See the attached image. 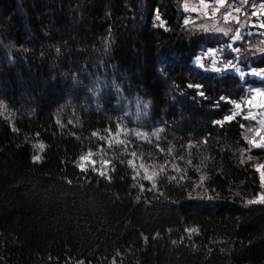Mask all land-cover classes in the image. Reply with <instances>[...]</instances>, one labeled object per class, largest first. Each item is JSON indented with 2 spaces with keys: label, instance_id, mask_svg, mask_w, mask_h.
Instances as JSON below:
<instances>
[{
  "label": "trees",
  "instance_id": "trees-1",
  "mask_svg": "<svg viewBox=\"0 0 264 264\" xmlns=\"http://www.w3.org/2000/svg\"><path fill=\"white\" fill-rule=\"evenodd\" d=\"M181 3L0 0V264H264L258 119H226L264 80L196 66L222 41ZM140 101L163 171L82 169Z\"/></svg>",
  "mask_w": 264,
  "mask_h": 264
},
{
  "label": "rangeland",
  "instance_id": "rangeland-1",
  "mask_svg": "<svg viewBox=\"0 0 264 264\" xmlns=\"http://www.w3.org/2000/svg\"><path fill=\"white\" fill-rule=\"evenodd\" d=\"M262 4H264V0H247V3H244V0H223V3H219L218 0H182L181 6L186 13L184 23L197 31L216 35L222 41L218 46L202 50L195 58L194 64L215 71L219 68L221 69L217 71L219 73L235 71L243 77L249 76L264 80V68H255L251 66L250 62L248 64L243 62V55L246 54L245 45H248V49L255 47L264 49V27L261 26L264 25V7H261ZM229 12L231 15L225 20V15ZM253 12L256 15H253ZM220 28L225 29V32L218 31ZM237 31H239L240 39L233 38ZM236 49L239 51H235ZM261 52L258 50L254 54L257 56ZM229 61H231V65L225 69L224 65L228 64ZM253 70L262 74L255 75ZM256 89L264 91V84L249 86L248 94L236 102L241 103V109L234 108L233 111L236 115L245 114L250 119L253 116L258 119L257 130L255 125L248 126L250 128L251 146L253 147H256V144L264 146V124H261V121H264V107L261 106L264 105V96H257L253 99V106H248L243 102L251 98ZM138 104L125 108L123 111V123L125 124L103 138L113 156L111 152L108 154L97 151L87 152L83 156L91 153V157L87 160L80 158L78 162L82 169H93L109 176L114 168L112 158L121 153H129V160L136 164L133 169L137 178L152 176V179H149L151 181L157 178L165 167V162L160 157L154 156V149L158 150L157 132L159 128L151 129V124L148 122L149 103L140 101ZM116 141H123V143H116ZM42 147L39 144L37 149L40 151ZM132 153H135V156ZM37 156L40 157V153L36 154L35 157ZM166 162L168 163L169 159ZM141 164L145 165V168H140L139 165ZM258 168L264 187V169L262 165H258ZM262 197H264V188L258 200L262 201Z\"/></svg>",
  "mask_w": 264,
  "mask_h": 264
},
{
  "label": "snow or ice",
  "instance_id": "snow-or-ice-1",
  "mask_svg": "<svg viewBox=\"0 0 264 264\" xmlns=\"http://www.w3.org/2000/svg\"><path fill=\"white\" fill-rule=\"evenodd\" d=\"M218 2H219V3H223V0H218ZM244 3H247V0H244ZM261 7H264V4H262ZM236 11H239V9H236ZM229 15H231L230 12L227 13V14L225 15V20H227V18H228ZM253 15H256V13L253 12ZM158 18H159V17H158ZM261 26L264 27V25H261ZM218 31L225 32V29L220 28V29H218ZM229 31H230V30H229ZM233 38H234V39H240V38H241V37H240V34H239V31L236 32V34L234 35ZM235 51H239V49H236ZM259 51L264 52V49H259ZM229 65H231V61H229L228 64H225V65H224V68H225V69L228 68ZM232 67H235V65H232ZM220 70H221V69H219V68L216 69V71H220ZM253 74H255V75H261L262 73H261V72H256L255 70H253ZM190 87H191V85H190ZM201 95H203V93H201ZM257 96H264V91H262V90H260V89H256V90H254V95H253L251 98H249V99H247L246 101H244L243 103L247 104L248 106H253V105H252V100L255 99ZM261 106L264 107V105H261ZM241 107H242L241 103H236V104H235V108H236V109L239 110V109H241ZM234 115H236V113H233L231 116L227 117L226 119H227V120H231V119L233 118ZM249 115H251V113H249ZM245 118H248V117H245ZM252 118L255 119V116H253ZM261 124H264V121H261ZM94 135H95V134H94ZM116 143H123V141H116ZM256 146H257V147H261L262 145H261V144H256ZM91 155H92L91 153H88L87 156H83V157H81V160H87V159H89V158L91 157ZM132 155L135 156V153H132ZM35 159H36V160H39V157L37 156V157H35ZM105 163H108V162L105 161ZM129 164H130L132 167H136V164H135L134 161H129ZM139 167H140V168H145V165L141 164V165H139ZM100 174H101V175H104L105 173L101 172ZM153 175H155V173H153ZM145 178H146V179H152V176H146ZM153 186H155V185H153ZM262 200H264V197H262ZM253 202H256V201H250V203H253Z\"/></svg>",
  "mask_w": 264,
  "mask_h": 264
}]
</instances>
